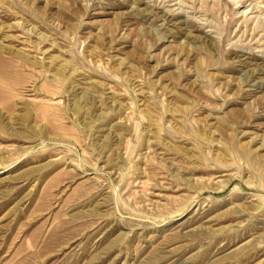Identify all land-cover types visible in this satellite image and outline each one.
<instances>
[{
    "label": "rangeland",
    "instance_id": "obj_1",
    "mask_svg": "<svg viewBox=\"0 0 264 264\" xmlns=\"http://www.w3.org/2000/svg\"><path fill=\"white\" fill-rule=\"evenodd\" d=\"M0 264H264V0H0Z\"/></svg>",
    "mask_w": 264,
    "mask_h": 264
}]
</instances>
